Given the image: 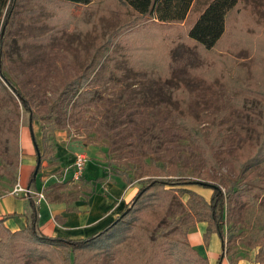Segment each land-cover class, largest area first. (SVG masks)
<instances>
[{
  "label": "rangeland",
  "instance_id": "374dc122",
  "mask_svg": "<svg viewBox=\"0 0 264 264\" xmlns=\"http://www.w3.org/2000/svg\"><path fill=\"white\" fill-rule=\"evenodd\" d=\"M208 1L193 0L187 18L174 26H168L175 35L181 37H176L173 45L168 48L166 78L159 77L158 71L161 70L156 59L155 68L149 69L147 73L144 72L145 69L137 71L138 63L135 68H130L128 62H123L129 51L118 44L119 38L113 31L123 28V24L130 21L134 14L118 0H91L87 6L73 5L67 10L61 4L47 1L20 2L19 9L22 14L17 17L16 28L22 29L28 35L50 30L60 13H66L70 17V20L65 18V26L60 23L63 31L61 40L57 43L58 47H54L52 53L38 58L42 60V64L37 73L41 77L39 79L46 84L42 87L37 86L39 82L33 79L23 80L26 91L35 94L33 105L49 99L67 71L80 72L91 59L95 47L103 42H106L108 48L109 69L119 68L118 73L123 71L120 79L89 86V89L95 91L92 100L75 112H70L63 128H52L49 122H33L38 152H43L44 159L37 169L35 179L43 178L44 195L47 190L64 191V198L79 195L78 187L84 186L85 182L82 176L77 183L67 178V174L72 177L74 171L72 151L82 152L86 157L85 164L88 161H97L105 170L106 176L123 178L126 183L130 180L132 185H136V189L140 187L141 181L148 178L176 175L195 177L198 174L203 175L204 172H209L210 180L221 189L226 187L221 174L232 176L231 166L227 162H218L220 173L210 171L202 148L213 137H221L222 142L213 151L214 157L220 161L219 157L225 153L233 157L235 146L239 142L259 134L250 125V119L253 112L256 111L258 116L264 109L259 107L264 102L258 104L252 100L258 97L252 93L264 94V0H238V4L227 14L220 42L211 51H204L188 42L184 33L187 25H190ZM142 34L137 31L131 33V36L133 40H141ZM37 56L38 54L31 52V59ZM125 68L137 71L140 75L124 73ZM101 72L106 76L105 71ZM168 78L178 86L173 93V100H168L165 96L168 85L163 84L160 87L159 84H152L154 79ZM177 108L185 113V117L177 116ZM180 118L187 125L192 123L196 131L203 135L200 137L201 143L194 144L189 130L175 123ZM22 120L19 137H26L27 126L25 119ZM42 126L46 130L44 140L39 138ZM56 154L62 155L65 161L62 163L64 172L61 170L58 173L59 176L65 173L63 176L67 180L60 183L54 180L56 174L45 171L54 164ZM263 168L264 165L248 171L245 180L257 175ZM15 172L16 170L13 172L14 178L7 175L0 155V195L10 191L16 182ZM95 181L99 183L102 178ZM79 183L81 186H78ZM182 188L194 193L200 192V189L208 190L211 194L209 189L196 185ZM196 194L205 201L210 197L203 198ZM59 195L53 199L59 200ZM176 196L182 202L187 198L185 194L177 193ZM144 214L150 216L151 212L147 209ZM234 216L231 223L224 226L226 236L223 238L222 248L225 258L231 261L230 264L238 259L264 264V256L256 257L257 246L254 244L253 234L257 225L252 216L249 212H237ZM150 227L151 225H143L142 229L148 230ZM193 227H189L187 233ZM146 233L149 231L138 234L147 236ZM227 235L231 236V243L226 242ZM174 240L184 242L181 234H177ZM102 244L105 243L102 241ZM109 245L110 251L112 243ZM117 250H121L122 254L118 259H113L110 254ZM181 252L182 257H178V252L168 256V262L207 264L200 262L187 249L182 248ZM55 257L60 264L65 259L61 249ZM126 257L124 249L114 248L105 254L88 248L75 251L74 264H130Z\"/></svg>",
  "mask_w": 264,
  "mask_h": 264
},
{
  "label": "trees",
  "instance_id": "16d2710c",
  "mask_svg": "<svg viewBox=\"0 0 264 264\" xmlns=\"http://www.w3.org/2000/svg\"><path fill=\"white\" fill-rule=\"evenodd\" d=\"M21 1L0 0V33L3 29L0 38V155L4 171L11 178L18 167V139L23 118L28 129H32V124L35 121L49 122L52 128L61 129L69 117L67 115L92 100L95 91L89 89V86L120 79L123 72L118 73L117 71L120 72L119 68L109 69L108 48L106 42H103L95 47L91 59L80 72L77 70L75 73L72 70L67 71L61 77L63 78L61 84L55 86L56 89L52 92V96L44 102L33 105L35 94H29L26 91V83L23 80L33 79V81L39 82L37 86L41 85L42 87L46 84L39 79L40 76L37 73V69L42 64V60H38V58L52 53L54 47H58L57 43L61 40L63 31L60 23L63 24L65 18L70 20V17L65 15L66 13H60L55 18L50 30L28 35L22 29L17 30L16 28L17 17L22 14L19 9ZM37 1L61 4L66 10L73 5L87 6L91 3V0ZM118 1L134 14L130 21L123 24V28L119 27L113 31L119 38L118 44L129 51L123 62H128L130 68H135L138 63L137 71L145 69V73L149 69L155 68L157 62L161 70L158 71L159 77L166 78L168 76L166 70L168 48L173 45L176 37H181L175 35V32L168 26H174L187 18L193 0ZM237 4L238 0H209L190 25H187L184 37L194 46L204 51H211L220 42L224 33L228 12ZM65 25L63 24V26ZM137 31L143 33L141 40L132 39L131 33ZM121 34L123 36L120 37ZM31 52H35L38 56L31 59ZM101 52L102 54H100ZM101 70L106 72V76L102 74ZM137 71L133 72L125 68L124 73L130 72V75L138 76L140 73ZM52 77L57 78V76ZM170 78L154 79L152 84H159L160 87L163 84L168 85L165 96L168 100H173V93L178 89V86ZM252 95L258 96L256 100L252 99L258 104L261 101L264 102V94L252 93ZM259 107L264 108V103ZM175 110L178 117H185L183 111L178 108ZM177 121L179 122H175L177 125L180 124L189 130L194 144L201 143L200 137L203 135L196 131V127L192 126V123L187 125L183 118ZM250 125L255 131L258 130L259 134L256 137H250L249 140L239 142L235 146L233 157L227 153L219 157L220 161L214 157L213 151L222 142L220 141L221 137H213L208 144L205 143L207 146L202 148L210 171L220 173V169L217 167L218 162H227L229 167L231 166L232 176L221 174L226 183L224 189L210 180L209 172H204L203 175L198 174L199 177L176 175L148 178L141 181L140 187L113 221L85 239L70 240L41 234L38 228L34 196L30 195L26 198L29 212L25 217L23 228L11 232L3 226V221L15 217L16 214H9L0 219V264H60L55 257L60 249L65 255L61 264H65V260L67 264H74L75 251L79 252L88 248L100 250L105 254L114 248L124 249L127 253L126 261L130 264H170L168 256L178 252V257H182L181 250L183 248L187 249V252L193 254L200 262L209 264L205 257L200 256L189 246L186 239L188 228L197 222H204L206 223L202 235L204 243L207 242L210 234H216L223 241L226 236L224 226L231 223L237 212L239 214L249 212L252 216L257 225L253 234L254 244L257 246L256 257H263L264 168L250 179L245 180V177L248 175V171L264 165V109L259 112L258 116L256 111L252 113ZM30 137H32L34 151H38L32 132ZM45 137L46 130L42 126L40 139L44 140ZM152 144L155 145L154 142ZM38 153L40 168V163L44 159L43 152ZM35 181L36 179H31L30 176L26 188L31 192L36 191ZM192 185L209 189L211 194L208 201L193 191L182 188ZM176 188L181 189L176 190ZM177 193L185 194L186 200L182 202L180 197L176 196ZM130 204L129 210L122 215ZM147 209L151 212L150 216L144 214ZM143 225H151V227L144 230L142 229ZM146 231H149L146 233L147 236L138 234ZM177 234H181L184 242L174 240ZM102 241L105 243L104 245ZM110 242L112 249L109 251ZM226 242H232L230 235H227ZM130 253L132 257H130ZM121 254L122 251L117 250L110 256L113 259H118ZM220 259L221 255L215 264Z\"/></svg>",
  "mask_w": 264,
  "mask_h": 264
},
{
  "label": "crops",
  "instance_id": "0c3cea01",
  "mask_svg": "<svg viewBox=\"0 0 264 264\" xmlns=\"http://www.w3.org/2000/svg\"><path fill=\"white\" fill-rule=\"evenodd\" d=\"M25 132L26 137H19L18 139L19 161L15 172V181L21 187L26 188L35 166L36 152L34 151V144L32 137H30L29 129L27 128ZM31 132L34 136L33 125ZM33 138L36 144L37 137ZM74 152L76 151H72V157ZM54 158V164L45 170L46 173L56 174L54 180L57 183L71 178L68 177V174L67 178L64 177L63 174L65 173L59 176V171L62 170L64 172L62 167V163L65 162L63 156L56 154ZM97 163V161L86 162L82 173V180L85 181L84 186H81V183H79L78 186H81L78 187V189L80 188L79 195H74L71 198H64V191L61 190L58 192L47 190L44 195L42 191L43 178H40V180L36 179V191L33 193L40 192L43 198L38 200L36 196H31H34L38 228L41 234L48 237L70 240L85 239L99 232L117 217L122 207L136 192V185H132V182L126 183L123 178L106 176L104 173L105 170ZM42 166L44 165L42 164ZM98 178H102V181L95 183V180ZM74 183L77 182L75 181ZM195 192L203 198L210 196L208 190L200 189L201 193L198 191ZM58 194H60V199L56 201L53 198L58 196ZM28 197L21 195L12 196L9 195V191L0 195V219L9 214H16L15 217L3 221V226L9 231L13 232L23 228L25 217L29 212L26 199ZM205 228L206 223L204 222H197L194 225L186 236L189 246L196 252L199 251L197 253L205 257L209 264H215L220 255L221 259L217 264H230L225 258L224 252L222 253L223 248H220V239L216 234H210L207 242L204 243L202 235ZM233 264H254V262L252 260L238 259Z\"/></svg>",
  "mask_w": 264,
  "mask_h": 264
},
{
  "label": "built area",
  "instance_id": "2783aa9c",
  "mask_svg": "<svg viewBox=\"0 0 264 264\" xmlns=\"http://www.w3.org/2000/svg\"><path fill=\"white\" fill-rule=\"evenodd\" d=\"M72 158H73L74 171L72 173L71 179L74 181H78V179L82 176L83 169L85 166L84 164H85L86 157L82 152L76 151V152H74ZM9 195H12V196L21 195L23 197H28L30 195H34V196H36V198L38 200H41L43 198L41 193H33V192L29 191L27 188L21 187L18 182H15L13 184L11 190L9 191Z\"/></svg>",
  "mask_w": 264,
  "mask_h": 264
},
{
  "label": "water",
  "instance_id": "95a60500",
  "mask_svg": "<svg viewBox=\"0 0 264 264\" xmlns=\"http://www.w3.org/2000/svg\"><path fill=\"white\" fill-rule=\"evenodd\" d=\"M2 32H3V29H2V31L0 33V38L2 36ZM29 132L31 133V129H29ZM35 152H36V162H35V166H34V169L32 171V174H31V179H34L35 178L37 169L39 167V153H38L37 150ZM130 207H131V204H130V206L127 207V209L125 211H123L122 215H124L129 210ZM222 247H223V244H222V241L220 240V248L222 249Z\"/></svg>",
  "mask_w": 264,
  "mask_h": 264
}]
</instances>
